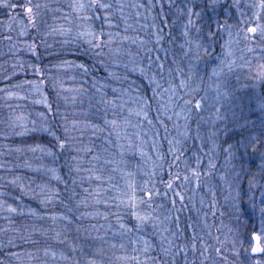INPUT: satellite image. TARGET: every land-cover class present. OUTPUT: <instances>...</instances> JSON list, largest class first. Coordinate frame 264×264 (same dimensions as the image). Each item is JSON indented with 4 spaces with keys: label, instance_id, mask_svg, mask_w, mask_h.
<instances>
[{
    "label": "rangeland",
    "instance_id": "1",
    "mask_svg": "<svg viewBox=\"0 0 264 264\" xmlns=\"http://www.w3.org/2000/svg\"><path fill=\"white\" fill-rule=\"evenodd\" d=\"M101 2L113 5L109 13L110 22L103 18L102 9L95 10L100 15L95 16L92 21L79 19L80 15H93V10L77 14L71 7L73 0H0V264H150L146 262L153 259L156 250L163 256L174 250L177 256L183 255V264H264V253L251 254L254 232L261 237L264 248V213L261 212L264 208V172L259 167L261 153H264V139L247 152L237 151L234 147L231 159L227 151L230 144L235 146L242 137H260V124L264 120V112L260 108V102L264 100V78L258 72V66L264 64V33L261 31L264 29V10L259 8V0H219L215 13L211 8H205L206 0ZM37 3L42 7L35 19L36 26L33 27L25 6ZM13 4L16 5L15 8L5 6ZM129 4L130 12L125 14ZM189 5H194V10L201 13L199 18L191 17V25L188 24ZM36 11L33 8L34 14ZM114 16L119 18L118 24L111 21ZM217 20L225 27L217 30ZM209 23L213 32H217L212 38L207 37ZM61 26L71 27V34L61 35L58 31ZM89 27L96 32L103 29L106 42L109 41L108 33L112 34L110 45L115 47L112 56L117 62L123 61L131 68L132 63L170 64L167 72L157 67L161 73L154 74H164V79L167 78L170 84V87H163L157 78L161 88L159 98L163 97L169 104L167 107L160 105L163 106L160 110L165 113V109H169L170 123L175 129L170 142H175L176 148L183 145V175L189 176V181L180 182L178 187L182 189L179 192L184 196L181 242L177 237L181 231L177 224L173 225L174 207L168 203V200L173 201L174 198L170 196L169 189L168 195H163L166 190L163 184L167 182L169 172L156 170L157 167L163 169L166 166V159L162 154L156 151V154L159 153L157 157L150 155L145 159L142 156L145 171L138 177L137 172L144 168L139 165L141 163L134 162L132 165L135 169L128 176L129 183L135 185L138 199L143 195L141 189L145 186L161 193L160 196L154 195L151 201L145 199L136 209L158 217L154 221L155 226L149 223L137 230V221L131 213L132 222L124 220V212L117 202L122 196L119 188H116L118 183H114L116 175H111V180H108V176L101 171L106 165L119 171L128 160H125L126 154L133 156L135 149L140 146L144 148V138L147 139L149 134L156 147L160 148L159 139L152 136L157 128L153 123L155 115L151 109L158 107L154 104L143 109L147 112V118L137 115L136 112L142 108V101L138 98L148 97L138 93L130 83L127 85L123 82L117 88L120 91H112L109 96L108 100L114 96L120 97L117 101L119 107L112 108L108 105L109 110L104 103V108L99 105L97 107L104 118L112 111V116L117 120L115 126L102 128L99 124L94 127L97 133L91 131L92 143L104 138V144H100L99 148L82 143L92 120V108L95 107L90 106L91 99L81 102L77 112L72 102L65 105L69 121L74 113L79 118L75 126H72L75 138L72 148L83 152V156L88 152L87 149L94 148V156L99 157L98 160H93V156L84 159L79 164L80 170L104 177L103 181L94 180L93 185L83 186L82 199L86 201L85 214L90 223V232L83 231L79 234L85 247L77 246L78 241L73 247L72 244L60 241L61 239L53 241L48 228H44L43 219L37 216L40 211L29 202V190H33L37 196L47 195L46 199L42 198V203H47L48 197L52 196L46 190L53 186L52 178L45 174L47 161L51 157L49 148L43 145L31 148L27 139L28 133L42 131L48 123L49 119L44 112V106L47 105L46 91L43 84L32 77L33 74L24 78L22 75L33 71L38 50L43 56L48 55L53 60L52 56L58 55L60 43H64L65 37L73 41H87V37H78L76 33ZM252 27L257 28L256 33L247 31ZM53 29L57 31L53 32ZM185 31L188 32L187 37L184 35ZM226 41L229 42L227 48ZM196 42L203 47L198 50ZM32 43L37 45L35 51L28 47ZM204 48H207V53ZM229 49L231 56L227 60L233 62L231 70L225 67L218 76H214L212 69L226 59V51ZM63 71L62 80L58 81L59 73L51 78L53 85L56 83L61 86L68 82L72 84V80L76 79L67 69ZM66 77L68 82L64 81ZM181 79L188 85L183 87L182 94L175 83ZM172 85L176 86L175 94L170 90ZM217 85L220 86L219 89ZM66 88L69 89L68 86ZM72 89L73 86L69 89L70 95ZM166 89L169 91H165ZM153 100L156 103L155 97ZM185 100L191 103L185 105ZM197 101L201 103L199 109L193 107ZM129 109L133 111L130 113ZM156 113L159 115L158 109ZM125 119L127 124L124 123ZM245 120L249 123L241 127ZM21 125L26 126L28 131L24 132ZM110 133L116 136L115 140H111ZM124 141L127 144H123ZM123 146H129V149L125 152ZM109 152L113 159L101 161V153L105 157L111 154ZM116 152L118 154L115 155ZM210 161L215 167H209ZM192 169L201 173L199 187L192 176ZM105 170L109 172L108 169ZM153 170L155 175L151 177ZM134 177L139 181L133 182ZM145 181H148L147 185ZM44 185L51 187L44 189ZM128 190L127 194L131 193ZM58 196L61 197V194ZM9 207L16 211L10 212ZM52 208L55 212L48 215L47 219L53 218L59 230L61 227L65 228L60 221L70 222V215L59 210L56 205ZM82 214L84 213H80ZM117 216L120 217L119 220ZM121 224L125 228L122 229ZM128 228L132 231H127ZM46 238L53 243L46 245ZM145 240L148 243L146 252ZM163 241L171 247H164ZM165 250H168L167 254Z\"/></svg>",
    "mask_w": 264,
    "mask_h": 264
},
{
    "label": "trees",
    "instance_id": "2",
    "mask_svg": "<svg viewBox=\"0 0 264 264\" xmlns=\"http://www.w3.org/2000/svg\"><path fill=\"white\" fill-rule=\"evenodd\" d=\"M130 9L131 6L127 10L128 12H126L125 14H129ZM116 16H114V18L111 21H113L115 24H118L119 18H117ZM105 39L106 36L104 35L105 44L103 46V49L94 51L91 48V46L87 43V41L81 39L80 40L75 39L73 41L71 38L65 37V40H68L69 43L68 44H64L63 42L60 43L61 50L59 49L57 56H52L53 60H51L48 55H46V57L43 56V54L39 52V50L35 54L36 61L33 62L34 65L38 66L44 72L43 78H41L36 72H34V70L30 73L25 72L22 75V77L24 78V77H28L27 75L29 74H33L32 77H36V79H38L40 82L41 80H43L42 84H43V88H45L46 99H47V105L44 106V112L49 119L48 123L46 124L49 131H44V130L31 131L30 133L27 134L28 144H30L31 148L37 145H43L51 149L55 153L54 155H51V157L49 158L50 161H47V165L45 169L46 170L45 174L49 175L52 178L51 185L53 186V188L46 190L49 193V195H51L52 197H48L49 200H46L47 203H42L43 202L42 198L46 199L47 195L37 196V193H35L33 190L32 191L29 190L30 192L29 202L31 206H33L35 209L40 211L39 215L37 216L43 219L44 228L46 227L48 228L49 233L53 238V241L61 239L60 241H65V243L68 245L72 244V247L76 245L77 241H78L77 246L81 248L85 247L84 245H82V242L79 239V234H82L83 231L90 232V228H89L90 223L88 222V217L85 214V211L87 209V206L85 205L86 201L82 199V195L84 194L83 186L87 184L93 185L92 183L95 179L93 178L89 180L88 177L89 175H92L91 173L88 174L89 172H82L81 170L77 171L76 169L77 167H79V169L81 168L79 164L84 159L86 160L94 156V148H90L92 149L91 152H85V156L81 155V153L83 152L74 150V147L72 148L73 146L72 142L75 140V138L73 137V127H72L73 124H70V121L73 118L74 119L72 120V122L78 121L79 118H77L76 114L74 113L72 119L70 121L68 120V116H67L68 113H65L66 112L65 105L67 102L69 101L70 103L72 102L75 106V111L77 112L78 108L81 107V102H84V100L86 99H91L90 103L86 101L90 104V106L92 105L95 106L94 108H92L93 111L92 120L89 122V128H91V130H89L88 128V131L86 132V138L84 140L82 139V143L90 144L91 147L94 146L95 148H99L100 144H104V138L96 139L97 142L92 143L91 131L97 133V130L93 127V125L97 126L100 124L102 128L107 126L111 127L112 125L106 123L105 121L114 119V117L112 116V111L109 112L107 115H105L104 118L97 107L99 105L104 108L105 106L102 105L103 103L102 101L108 100L113 89H117L121 84H123V82L124 84L127 85L129 83L130 85H133L135 89L138 90V93H143L147 95L148 97L147 100L150 101L149 107L154 104H156V107H158L155 109H151V112H153L155 115L153 116L154 118L153 123H155V127L157 128V130H155L152 136L156 139L157 138L159 139L160 148L156 147L157 145L155 144V142L152 141V137L149 134L147 139L144 138L146 140L145 141L146 143L144 144L145 145L144 148L140 146L139 148L135 149L133 156H128L126 154L125 160L127 159L128 160L124 163V167L120 168L119 171H114L108 165H106V167L104 166L101 169V171L105 176L109 177L111 175H116L115 176L116 181L114 183L115 184L118 183L116 188H119L120 190L119 193L122 196V199L120 200L126 201L128 195L131 194V193L127 194V192H129L128 183L130 182L127 174L134 171L135 166L132 164L134 162H138L141 163L139 165L144 168L137 172L136 175L138 177H140L139 174H141L142 171H145L146 165L144 164V162H142L143 161L142 156H144L145 159L150 155H154L157 157L156 151H158L166 159V166H164L163 169L157 167L156 170L158 172L162 170H166L169 172V166L171 165V172L173 174L179 172L181 175H183V145L178 146L176 148L175 142L170 143V137H172L175 131L174 127L170 123V119H171L170 112L168 114L169 109L167 110L165 109V113L162 110H160V108H162L163 106L167 107L169 104L168 102H166V100L163 97L159 98V93H160L159 91H161V88L160 87L157 88V81H158L157 78L163 84V87L165 86L170 87L168 79L167 78H165L166 80L164 79L165 77L164 74H161V76H155L154 73L156 72L159 74L161 73L159 72V68H160L159 65H154L148 62H142L141 64L132 63L131 64L132 67L135 68L133 69L130 66L126 65L125 62L123 63V61L117 62V59L114 56H112V52L115 51V47L110 45L109 42H106ZM53 48L55 49V47ZM54 49H52V51H55ZM65 60L72 61L74 62V64H84L88 68V73L85 74L82 69L76 68L73 65L62 64V62ZM101 61H103V63H101ZM169 65L170 64L167 63L163 65V68L160 69L167 72L168 68L170 67ZM57 67H59V69H57ZM64 69H67L68 71L71 69L69 73L71 72L72 77H75L76 79L74 81L72 80V84H70V82H68V77H66L64 81L68 82V84L62 83V85L59 86L55 83V85H53L51 78L54 77V75H56L57 73H59L58 75L60 77H58V81L62 80L64 78L63 75L64 73L61 72H65L63 71ZM140 69H143V72H141ZM109 72L112 73L116 72V76H115L116 78L110 77L108 75ZM68 74L65 75L67 76ZM150 81H154V82H150ZM101 83L105 85V87L103 88V95L97 91ZM175 83L177 84V89L182 94L183 87L180 86V80L176 81ZM67 86L70 90L71 87L73 86L72 91L75 92L74 94L72 92L73 96L72 94L70 95V90L66 88ZM154 89L157 93L156 95H153ZM154 97L157 99L156 103L153 100ZM49 104L52 106L51 111H49L48 109ZM160 105L163 106L160 107ZM109 107L110 106H108V109L110 110ZM156 109H158L159 115L156 113ZM65 127H68L69 129L67 135L70 138L71 147H66L63 151H61L53 147V145L55 144V140L51 133L55 132L57 136H60L63 139L65 136L64 133ZM110 137L111 140L116 139V136H114V134L112 133H110ZM123 144H127V142L124 141ZM128 149L129 146H123V150L125 152ZM147 151L149 152L146 154ZM174 151L176 152V155L180 157L178 162L175 161L174 159L173 156ZM142 152L145 153L142 154ZM116 154L118 153L116 152L115 155ZM110 155L112 156V153L109 154V156L107 155L104 157V153H101L100 160L103 161L105 159L106 160L113 159ZM73 157H76L77 159L74 160ZM52 168L57 169V173L55 175L51 171H49V169ZM105 169H108L109 172H107V170ZM42 172L44 173L43 170ZM143 175L145 177L146 173H144ZM56 176H59L60 179H56L55 178ZM151 177H153V175ZM169 178L170 177H166V180L168 181ZM134 181H139V179H136L134 177L133 182ZM40 183L44 184L42 182ZM51 185H44L43 187L44 189H46V188H50ZM122 185L123 188H121ZM177 185H179V183L174 184L173 189H169L170 196L174 198V200L177 202L174 204L171 200H168V203L169 205L174 207L173 225L177 224L181 231L179 236H177L181 242L182 239L181 235L183 232L182 229L183 201H181L179 197L175 196V191L182 190L178 188L180 187V185L179 186ZM58 194H61V197H59ZM65 195L67 196L65 197ZM64 197L66 199L65 200L66 207L63 206ZM120 200L117 201L119 202V204H120ZM53 205H56L59 208V210L62 209L65 213H67V215H70V220H71L70 222L65 223L64 221H60V223H62L63 226H66L68 228L65 227L66 228L65 229L61 227V229L59 230V228H57L58 225L53 218H51L50 220L47 219L48 215L50 214L52 215L55 212V210H53L52 208ZM67 206L69 207V209ZM120 210L124 212L123 213L125 218L124 220L128 223L132 222L133 218L129 214L131 213V211H129L130 207L127 206L126 204H120ZM80 213H84L82 215L85 216L80 215ZM109 217L112 216L109 215ZM46 240H48V241H44L46 245L53 243V241L49 238H46ZM110 240L111 238L109 239V241ZM91 244L94 245L93 242ZM109 244L111 243L109 242ZM162 244L164 247L167 248L171 247V245L167 244L165 241H163ZM173 247L174 244H172V248ZM156 254H153V259H151L150 262H146V263L183 264V255L180 254L177 256V254H174V250H172V252L170 251V254H168L167 256L158 254V250H156ZM148 257L149 255L147 256V258ZM91 259L93 260V255Z\"/></svg>",
    "mask_w": 264,
    "mask_h": 264
},
{
    "label": "snow or ice",
    "instance_id": "3",
    "mask_svg": "<svg viewBox=\"0 0 264 264\" xmlns=\"http://www.w3.org/2000/svg\"><path fill=\"white\" fill-rule=\"evenodd\" d=\"M218 3H219V0H206L204 6H205V8H211L213 13H215V9H216ZM5 6L6 7H12V8L16 7V5H14V4L13 5H5ZM255 6L256 5H253V7H255ZM41 7L42 6L39 3H37L35 5L25 6V10L27 12L28 19H29V21H30V23L32 24L33 27L36 26L35 25V19H36V16L39 15V10H40ZM71 7H72L73 11L75 13H77V14L86 13L90 9L93 10V15H80L78 17L79 19L85 20V21H92L95 16H99L100 15V13L98 11H95V10L102 9L103 10V14H104L103 18L106 21L110 22L109 13H110V10L112 9L113 5L111 3L101 2V0H87V3L85 2V0H73V3L71 5ZM33 8H35L37 10L35 14L33 13ZM194 8H195L194 5H189L188 6V17H189L188 18V24L189 25H191L193 23V21L191 19L192 16H196L197 18H199V16L201 15V13L196 12L194 10ZM259 8L261 10H264V0H259ZM257 20H259V14H257ZM207 27H208L207 37L212 38L215 35H217V32H213L211 23H209ZM224 27H225V25L220 23L219 20L216 21L217 30L222 29ZM55 31H57V29H53V32H55ZM58 31H59V33L61 35H69L72 32V28L71 27L64 28L63 26H61ZM197 31H200V29H197ZM247 31L249 33H256L257 32V28L256 27H252V28L247 29ZM261 31H262V33H264V29H262ZM76 35L78 37H87L88 38L87 39V43L91 46V48L94 51L103 49V46L105 44V41H104L105 33H104L103 29H101L100 31L96 32V31H92L91 28L89 27L85 31H78L76 33ZM184 35L187 37L188 36V32L185 31ZM108 36H109V41L108 42L110 43L111 42V38H112V34L108 33ZM229 37H231V33L230 32H229ZM68 43H69L68 40H64V44H68ZM189 43H191V42H189ZM228 43H229L228 41L225 42V47L226 48H227ZM28 47H29L30 50L35 51L37 45L35 43H32V44L28 45ZM195 47L199 50L203 46L199 42H196L195 43ZM190 50L191 49H189V51ZM203 50H204L205 53H207V48H204ZM249 51H251V49H249ZM228 56H231L230 49L226 51V59L222 60L219 65H217L216 67H214L212 69V74L214 76H218L220 74V72H222L224 70L225 67H227L229 69V71L231 70L233 62L227 60ZM198 58L199 57H197V59ZM101 63H103V61H101ZM62 64L73 65L76 68L82 69L85 74L88 73V68L84 64H74V62L67 61V60L63 61ZM159 67L163 68V65L161 64V65H159ZM189 67L191 69L192 66L190 65ZM33 70L41 78H43L44 72L38 66L34 65L33 66ZM140 71L143 72V69H140ZM258 72H259V76L261 78H264V64H261V65L258 66ZM108 75L110 77L116 78L115 77V73L109 72ZM150 82H154V81H150ZM28 83H33V82H28ZM41 83H43V80H41ZM180 86L181 87H187L188 85H187V82L184 79H181L180 80ZM37 87H39V86H37ZM104 87H105V85L103 83H101L100 87L97 89V91L100 92L102 95H103V88ZM159 87H160V85L157 83V88H159ZM216 87H217V89H219L220 86L217 85ZM170 90L172 91L173 94H175L176 86L172 85ZM119 91H120V89H113L114 93L119 92ZM165 91H169V90L166 89ZM156 94L157 93H156V91L154 89L153 90V95H156ZM218 95H219V92H218ZM118 100H120V97L119 96H114L112 99L103 100L102 102L106 106L110 105L112 108H117V107L120 106L117 103ZM138 100L142 101V108H141L140 111H137L136 114L137 115H143L145 118H147V112L144 111L143 109H146L149 106L150 101L147 100L144 97H139ZM45 103H46V101H45ZM184 103H185V105H188L191 102L188 101V100H185ZM51 107L52 106L49 104L48 105L49 111H51ZM193 107L195 109H199L201 107V103L199 101H197L193 105ZM260 108H261V111L264 112V100H262L260 102ZM132 111H133L132 109H129L130 113ZM189 111H191V110H189ZM40 115L43 116V113H41ZM113 115H115V113H113ZM185 119H187V117H185ZM105 122L108 123V124H111L113 126H115L117 124V120L116 119L106 120ZM124 123L125 124L128 123L127 119L124 120ZM149 123H151V121H149ZM248 123H249V121L245 120L244 124L241 125V127L246 126ZM72 124H73V126H75L76 121H73ZM21 127H24V132L28 131L26 126L21 125ZM93 127H95V125H93ZM260 128H261L260 137H256V136L242 137L241 141H237L236 142L235 146L230 144L228 146V149H227L229 159H231L232 156H233V148L234 147L236 148L237 151L247 152L250 147H252L254 144L259 143L262 139H264V120L261 121ZM43 130L44 131H49L47 126H45L43 128ZM68 132H69L68 127H65L64 128L65 136H64L63 139L60 136H57L55 134V132L51 133L53 138H54V140H55V144L53 145L54 148L63 151L66 147H71L70 138L67 135ZM20 134L23 135L24 133H20ZM33 150H35V149H33ZM41 150H43V149H41ZM74 150H76V149H74ZM86 151L91 152L92 149L89 148ZM253 151H255L254 148H253ZM54 154L55 153L51 149H49V155H54ZM157 155H159V153ZM173 156H174L175 161L178 162L180 157L178 155H176L175 151L173 152ZM73 159L75 160L77 158L73 157ZM92 159L93 160H98L99 157L93 156ZM161 159H162V157H161ZM105 163H109L110 164V163H112V161H105ZM197 164H199V160H197ZM209 167L212 168V167H215V165L212 164L211 161H210L209 162ZM259 167L261 168V171L264 172V153H261V163H260ZM76 170L80 171L79 167H77ZM49 171H51L54 175L56 173V169H54V168L49 169ZM191 171H192V176L195 177L196 185H197V187H199V178H200L201 173L195 171V169H192ZM208 174L210 175V173H208ZM127 175L131 176L132 173H128ZM152 175H155V170H153ZM169 177H170L169 180L167 182H165V189L166 190L163 193L164 196L168 195L167 190L168 189H173L174 184H177V183H180V182L187 183L189 181V176L188 175H181L179 172H177L176 174H173L171 172V165L169 166ZM55 178L56 179H60L59 176H56ZM93 178L96 181H103V179H104V177H102L100 174H95L94 176L93 175H89V177H88L89 180H91ZM107 179L111 180V177L109 176ZM13 183H15V181H13ZM147 184H148V181H145V185H147ZM128 188L131 189V194L128 195V198H127L126 201L125 200H120V204H126L132 210L131 214L135 217V220L137 221V230H139L140 228H142L143 226H145L146 224H149V223H152L153 226H155L154 221L159 219L158 217H154L150 212L141 213L139 211H136V209H137L139 204H143L145 202V199H147L148 201H151L154 195L155 196H160L161 193L159 192V190H156L154 188L153 189H149V188H147V186H145L143 189H141V192L143 193V195L138 199L137 195H136L135 185L132 184V183H128ZM85 191H87V190H85ZM97 191L99 192L100 190L97 189ZM175 196L179 197V199L181 201L184 200V196L181 195V193L179 191H175ZM117 199H119V197H117ZM97 202L99 203L100 201H97ZM172 202L175 203V200L173 199ZM104 203L106 204L107 201H104ZM262 203H264V199H262ZM149 207H151V205H149ZM8 210L10 212H15L16 211V209L12 208V207H9ZM261 212L264 213V208L261 209ZM105 218H107L106 215H105ZM119 219H120V217L117 216V220H119ZM120 227L123 229V228H125V225L121 224ZM126 230L129 231V232L132 231V229H130V228H128ZM144 244H145V249L144 250L146 252L148 250V243H147L146 240L144 241ZM121 247H123V245H121ZM192 247H193V249H195V244H193ZM165 251H166V254H167L168 250H165ZM217 251H219V249H217ZM252 252H254V253H256V252H264V249H262L259 246H257V247L252 248ZM93 264H94V262H93Z\"/></svg>",
    "mask_w": 264,
    "mask_h": 264
},
{
    "label": "water",
    "instance_id": "4",
    "mask_svg": "<svg viewBox=\"0 0 264 264\" xmlns=\"http://www.w3.org/2000/svg\"><path fill=\"white\" fill-rule=\"evenodd\" d=\"M252 239H253V246H252V248L259 246L260 248L264 249L263 246H262L261 237L259 236V234L257 232H255V233L252 234ZM252 248H251V254L252 255H260V254L263 253V252H256V253H254V252H252Z\"/></svg>",
    "mask_w": 264,
    "mask_h": 264
}]
</instances>
